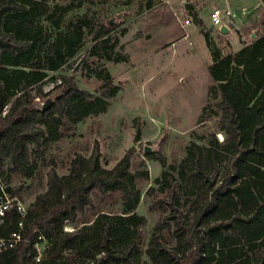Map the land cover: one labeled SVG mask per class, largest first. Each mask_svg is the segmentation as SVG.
<instances>
[{"label":"trees","instance_id":"16d2710c","mask_svg":"<svg viewBox=\"0 0 264 264\" xmlns=\"http://www.w3.org/2000/svg\"><path fill=\"white\" fill-rule=\"evenodd\" d=\"M83 3L0 0V171L8 181L13 174L32 178L38 162L31 156L69 127L106 112L118 91L104 67L96 70L98 95L80 88L72 74L50 76L89 42H95L90 57L127 61L114 51L118 40L107 44L108 23L86 15L65 20ZM201 32L214 83L207 106L215 91L220 95L202 121L216 119L215 126L205 145H186L176 177L163 170L157 187L145 191L148 209L157 214L149 237L146 218L136 212L138 183L148 172L131 170L132 150L106 168L95 149L75 154L64 175L48 170L45 190L22 218L14 209L6 213L0 235L18 230L22 219V240L0 255V264H264V33L224 55L210 33ZM47 78L58 83L43 92ZM48 96L53 98L42 111L37 99ZM105 202L117 207L104 208ZM37 233L48 241L38 262Z\"/></svg>","mask_w":264,"mask_h":264},{"label":"rangeland","instance_id":"374dc122","mask_svg":"<svg viewBox=\"0 0 264 264\" xmlns=\"http://www.w3.org/2000/svg\"><path fill=\"white\" fill-rule=\"evenodd\" d=\"M52 1L63 5L72 2ZM83 1V5L68 12L65 20L86 15L100 23H108L112 30L107 36V44L118 40L114 51L126 56L127 61L114 63L97 55L90 57L88 49L95 42H89L50 76L57 78L72 74L80 88L98 95L101 78L97 77L96 70L104 67L118 84V91L110 99L106 112L89 116L69 127L60 140L47 148L41 147L35 156H31L38 162L32 178L13 174L8 184L12 190L22 187L16 196L27 207L37 194L45 190L48 170L54 167L59 175L66 174L75 154L88 156L96 149L101 165L111 168L132 150L131 170L148 172V179H141L138 183L141 196L136 209L146 218L144 234L148 238L157 214L148 209L150 198L145 196V191L149 186L157 187L155 181L163 170H169L176 177L186 145L191 141L205 145L206 134L215 126L216 119L202 121L205 113L216 110L214 104L220 95L215 91V99L207 106L214 83L208 72L211 54L201 30L210 33L222 54L235 52L231 40L235 48L238 42L240 45L250 43L254 39L252 32L257 29L256 35L264 33V8L259 6L245 14L238 13L228 24L233 33L227 36L210 24L208 16L213 7L208 5L209 0H185V5L183 0ZM211 1L220 6L224 0ZM253 2L228 1L230 8L238 10L250 8ZM188 17L191 24L183 25ZM236 25L240 31L235 30ZM55 83L47 78L41 85L43 92L51 90ZM46 99H37V102L43 105ZM216 137L222 140L218 132ZM146 145L155 149L144 154ZM160 159L165 160L164 166ZM5 167H11L9 161ZM103 207L114 210L117 203L105 202ZM67 227L73 229V225Z\"/></svg>","mask_w":264,"mask_h":264},{"label":"built area","instance_id":"2783aa9c","mask_svg":"<svg viewBox=\"0 0 264 264\" xmlns=\"http://www.w3.org/2000/svg\"><path fill=\"white\" fill-rule=\"evenodd\" d=\"M248 9L241 8L239 10H232V9H224L220 7H214L209 13V20L212 26L217 29H220L221 26H228L229 23L233 22V19H236L238 13L245 14L247 13ZM191 22V19L188 17L184 20L183 25H188ZM14 209L22 218L27 210V207L24 206L23 202L13 194L11 191V187L8 184V180L6 179L5 175L0 171V226L2 225L6 213L10 210ZM18 230L12 231L7 236L0 235V255L7 249L14 248L21 240L22 236L20 230L23 226L22 219H20L17 223ZM65 230H72L68 229L66 226ZM36 242L34 243L35 248V255L34 260L36 262L40 261L45 248L48 246V241L46 238L41 234H36Z\"/></svg>","mask_w":264,"mask_h":264},{"label":"crops","instance_id":"0c3cea01","mask_svg":"<svg viewBox=\"0 0 264 264\" xmlns=\"http://www.w3.org/2000/svg\"><path fill=\"white\" fill-rule=\"evenodd\" d=\"M192 1V0H191ZM228 1L229 0H224L222 3H220V6H219V4H217V3H213L211 0H209V2H208V5L211 7H216V6H218V7H220V8H224V9H232V8H230V3H228ZM254 2L252 3L253 4V6H251L250 8H248V10H251V9H254V8H256V7H263L264 8V0H253ZM187 2L185 1V0H183L182 1V4L183 5H185ZM242 8H245V7H242ZM241 9V8H240ZM245 9H247V8H245ZM212 10V9H211ZM232 10H238L237 8L236 9H232ZM187 11V10H186ZM191 11H193V10H191ZM210 13V12H209ZM209 17V16H208ZM209 22H210V20H209ZM183 24V23H182ZM189 24H191V23H189ZM211 24V23H210ZM212 25V24H211ZM239 25H236L235 26V30H237V31H240L239 29V27H238ZM214 27V26H213ZM255 32H258V29L255 31ZM231 33H233L232 31H231V29H229V32L227 33V36L228 35H231ZM242 35V34H241ZM241 40H244V38H240ZM238 42V41H237ZM191 43V41L189 42V44ZM238 47H235L234 48V46H233V44H232V40H231V45H232V47H233V49L234 50H238L240 47H241V45H240V42H238Z\"/></svg>","mask_w":264,"mask_h":264},{"label":"water","instance_id":"95a60500","mask_svg":"<svg viewBox=\"0 0 264 264\" xmlns=\"http://www.w3.org/2000/svg\"><path fill=\"white\" fill-rule=\"evenodd\" d=\"M220 31H221V33H223V34H227L228 32H229V28L227 27V26H221L220 27V29H219ZM256 33L257 32H252V37L253 38H255V36H256ZM51 98H47L46 99V101H45V103L42 105V108H41V110L42 111H44V110H46V108L48 107V105H49V103L51 102ZM155 148H151L150 146H144L143 147V153L144 154H149L151 151H153Z\"/></svg>","mask_w":264,"mask_h":264}]
</instances>
